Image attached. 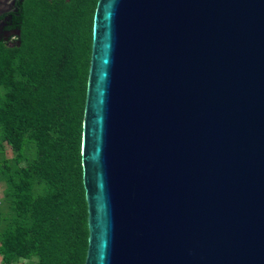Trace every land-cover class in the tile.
Instances as JSON below:
<instances>
[{
	"label": "water",
	"instance_id": "1",
	"mask_svg": "<svg viewBox=\"0 0 264 264\" xmlns=\"http://www.w3.org/2000/svg\"><path fill=\"white\" fill-rule=\"evenodd\" d=\"M84 264H264V0H97Z\"/></svg>",
	"mask_w": 264,
	"mask_h": 264
},
{
	"label": "trees",
	"instance_id": "2",
	"mask_svg": "<svg viewBox=\"0 0 264 264\" xmlns=\"http://www.w3.org/2000/svg\"><path fill=\"white\" fill-rule=\"evenodd\" d=\"M96 2L32 0L20 44L0 48V137L15 153L3 174L13 216L1 232L2 264H84L81 140Z\"/></svg>",
	"mask_w": 264,
	"mask_h": 264
},
{
	"label": "flooded vegetation",
	"instance_id": "3",
	"mask_svg": "<svg viewBox=\"0 0 264 264\" xmlns=\"http://www.w3.org/2000/svg\"><path fill=\"white\" fill-rule=\"evenodd\" d=\"M30 1L32 0H0V48H13L20 44L26 6Z\"/></svg>",
	"mask_w": 264,
	"mask_h": 264
},
{
	"label": "rangeland",
	"instance_id": "4",
	"mask_svg": "<svg viewBox=\"0 0 264 264\" xmlns=\"http://www.w3.org/2000/svg\"><path fill=\"white\" fill-rule=\"evenodd\" d=\"M3 90L0 88V95L2 94ZM24 155L28 154V158L32 159V151L28 147H25V151L23 152ZM15 159V153L12 152L9 145L5 142H1L0 137V240H1V232L6 227L7 223L13 216V211L10 208L9 200L5 197V188L6 184L3 181L5 166H12L13 161ZM44 185L43 184H36L34 186V191L36 194L42 192ZM36 258L31 257L29 260H25L23 258L18 259L17 261L13 262V264H35ZM0 264H2V259L0 256Z\"/></svg>",
	"mask_w": 264,
	"mask_h": 264
}]
</instances>
